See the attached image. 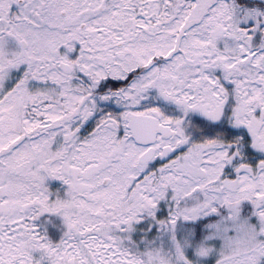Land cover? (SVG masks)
Wrapping results in <instances>:
<instances>
[{
	"label": "snow or ice",
	"instance_id": "snow-or-ice-1",
	"mask_svg": "<svg viewBox=\"0 0 264 264\" xmlns=\"http://www.w3.org/2000/svg\"><path fill=\"white\" fill-rule=\"evenodd\" d=\"M0 264H264V0H0Z\"/></svg>",
	"mask_w": 264,
	"mask_h": 264
}]
</instances>
